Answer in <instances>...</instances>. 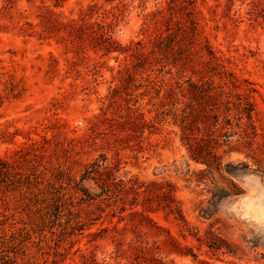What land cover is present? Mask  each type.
<instances>
[{
	"label": "rangeland",
	"instance_id": "rangeland-1",
	"mask_svg": "<svg viewBox=\"0 0 264 264\" xmlns=\"http://www.w3.org/2000/svg\"><path fill=\"white\" fill-rule=\"evenodd\" d=\"M0 264H264V0H0Z\"/></svg>",
	"mask_w": 264,
	"mask_h": 264
}]
</instances>
